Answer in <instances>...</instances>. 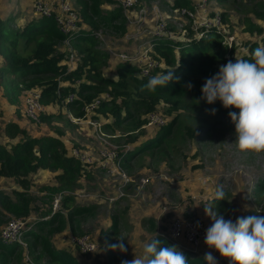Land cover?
<instances>
[{
    "label": "trees",
    "instance_id": "obj_1",
    "mask_svg": "<svg viewBox=\"0 0 264 264\" xmlns=\"http://www.w3.org/2000/svg\"><path fill=\"white\" fill-rule=\"evenodd\" d=\"M69 1L80 20L88 26L87 30H78L68 38L74 54L79 59V63L73 68H70L66 62L65 53L68 55V52L58 48V42L63 35L56 28L52 18L34 17L18 23L15 28L11 27L14 22L7 23L9 18L0 19V34L2 27H8L7 39L3 44L0 43L1 95L3 97L5 95V100L10 105L14 104L13 112L16 115H19V112L22 115L19 107L17 105L15 107V99H19L17 94H23L27 89L40 91V102L44 111L39 114L38 122L27 119L36 125L59 120L61 114L55 111L58 103L66 109V114H72L71 119L80 118L84 113V105L92 103L104 91L109 92L112 98H109L110 100L105 98V101L96 99L97 103L92 107L93 111L111 118V122L105 120L104 127L114 128L128 121L133 117L130 108L138 109L146 115L147 112H154L159 103H163L162 109L164 108L166 114L170 116L168 122L157 127L158 130L153 136L145 138L140 143H132L139 132L126 136L125 139L132 145L131 148L117 152L120 167L129 171L132 157L149 150H152L150 154H157L159 158L162 156L167 160L169 154L164 151V146H170L168 137L175 136L183 127H186L187 133L192 136V129H188L189 127L181 122L179 109L189 110L199 105L221 111H237L233 108H223L219 101L209 105L201 99L204 81L219 70L214 67L213 62L224 61L223 56L227 47L222 43L219 30L218 32L214 29L208 30L198 38L192 37V31L189 29H186V34L180 32L175 34L172 31L173 39L156 36L152 39L153 57L163 61L164 68L158 66L147 75H136L138 69L135 66L118 62L115 65L117 74L115 81L101 75L100 67L103 63L100 59L106 56L104 52L94 51L93 47L98 44L95 31L99 27L113 28L112 24L118 20L119 26L116 30L121 35L124 33L125 15L122 9L114 0H74L73 2L76 1L75 3L78 4L77 7H74L71 0ZM144 1L148 0H138L139 3ZM102 4H109L112 8H101ZM137 6L136 3L135 7ZM170 6L174 8L186 6L190 9V2L172 0ZM252 10L256 18L264 20V0H255ZM219 13L223 21L224 14ZM246 30L249 34H257L259 41L248 42L245 51L239 54V58L251 60L252 51L257 46L264 45V31L251 21H247ZM174 49L176 55H173ZM174 63L176 64L174 79L166 86L158 88L155 94L149 93L146 89L141 90L142 85H145L152 76L170 70L175 66ZM63 83L67 85L63 86ZM131 84L134 86V91ZM189 84L191 88L187 86ZM9 87L14 92L13 95L10 94L11 96L3 90ZM69 94H74V98L66 101L65 98ZM116 99L119 100L118 103H115ZM120 111L124 114L121 115ZM145 121V117L137 122L131 121L130 131L143 127ZM67 123L73 125L70 121ZM2 128L5 139L0 142V181L7 179L12 184L8 191L0 189V215L6 211L16 218H34L32 225L36 230L25 229L22 234L23 237L28 238L25 255L30 256L32 260L37 261L44 255L48 256L47 264H71L72 254L54 248L51 237L65 228L73 233L78 232L79 223L98 206L74 202V190L80 187L81 181L85 182L93 177V163H81L70 155L59 130H56L57 135L28 136L25 129L12 120L5 122ZM39 170L50 172L52 183L36 186V195H33L29 193V189L35 184L34 176ZM128 182L121 184L125 190L129 185ZM252 193L258 197V202H261L264 208V177L253 186ZM57 194H60L58 202L61 211L58 209L51 212L52 198ZM220 203L221 201L215 203L212 199L211 204ZM158 237L162 246H171L166 239ZM37 247L39 251L35 254ZM107 248H105L106 252ZM19 250L18 244L0 240V264H6L8 257L19 261L21 259ZM184 254L189 264H206L202 259H190L189 254Z\"/></svg>",
    "mask_w": 264,
    "mask_h": 264
},
{
    "label": "rangeland",
    "instance_id": "obj_2",
    "mask_svg": "<svg viewBox=\"0 0 264 264\" xmlns=\"http://www.w3.org/2000/svg\"><path fill=\"white\" fill-rule=\"evenodd\" d=\"M72 2L74 0H71ZM172 0H148L144 1L147 5L146 14L139 21V29L141 31L152 27L157 20L164 21L170 30L175 34L181 30L190 29L187 21L180 20L176 13L172 11ZM199 0H189L190 5H194ZM32 0H0V19L9 18L7 23H13L12 28L18 23L34 18L32 8ZM76 2V1H75ZM73 2L74 7L78 4ZM210 6L215 10L224 14V20L220 34L222 43L227 49L224 54V61H214V67L219 69L222 63L228 61L235 62L239 58V54L245 51L248 42H258L257 34H249L247 32V21H251L259 25L264 31V20H260L254 16L252 6L255 0H209ZM101 8L111 9L109 4H102ZM17 14V15H15ZM16 18H14V16ZM13 16V17H12ZM18 18V20H17ZM124 29L128 22L124 16ZM135 14H130V23L134 24ZM190 24V23H189ZM87 26V24H85ZM113 28L99 27L97 35L98 44L93 47L94 51L104 52L105 57L100 61L101 75L111 80L117 79L115 65L120 61L117 53L130 50V44L124 41L122 35L116 27L119 21L112 24ZM5 27V28H4ZM1 28L0 43H4L7 39L8 27ZM192 29L194 26H192ZM88 29V26L85 30ZM195 30H192L194 33ZM195 38L198 36L195 34ZM260 43V42H259ZM58 48L64 49L62 43L58 42ZM68 52V51H67ZM73 52V62L70 67H75L79 63L78 57ZM173 50V55H176ZM66 57L67 54L65 53ZM67 62V61H66ZM132 66H136L135 62L123 61ZM164 68L163 61H160ZM1 63V60H0ZM176 67V64L174 63ZM167 67V65H166ZM137 75V74H136ZM76 84V83H75ZM67 83H63L66 86ZM133 84H131L132 91ZM4 92L13 95L12 88ZM13 92V93H11ZM2 88L0 86V95ZM10 95V96H11ZM16 105L20 111L22 109V94H17ZM2 96V95H1ZM101 97V98H100ZM99 98L95 99H111L109 92L104 91ZM109 99V100H110ZM104 100V101H105ZM119 100L116 99L115 103ZM0 104H6L5 95L0 97ZM61 103L57 104L55 111L61 114L60 119L51 121V123L34 124L25 119L19 112L16 115L13 108L3 111L0 106V142H3V124L11 119H16L28 136L40 135H57L56 130L61 132V139L65 145L75 147L84 152L83 154L93 163V177L81 181L80 187L74 190V202L78 204H96L98 205L93 213H90L84 220L79 223V231L73 233L68 228L62 232L56 233L51 237V244L56 249H63L72 254L71 264H121L122 260H132L135 256L141 255L142 243L150 238H154L156 234L165 239L169 222L178 218L184 221L199 219L205 224L211 226L212 220L205 215L204 206H215L214 210L218 216H223L225 220L231 219L233 222L238 217L250 216L255 214L264 215V208L258 197L252 193L253 186L257 181L264 177V153L254 154L252 152H241L237 149L234 136V125L228 116L229 111H221L216 109L215 114H210L212 108L197 106L191 107L189 110L179 109L180 119L183 125L192 129L193 134L190 137L186 131V127L180 129L175 136L168 137L170 146L165 147L164 151L168 153V159L159 158L157 154H150L152 150L140 153L132 157L129 162L130 169L126 171L122 168L125 175L129 178L127 189H123V196L113 202L106 200L97 202L92 197L93 194L108 193L116 194V188L121 186L122 178L116 176V171H105L98 168L96 158L99 149H107L115 146L117 151L125 148H131L132 145L125 139L126 136L135 135L136 138L132 143H140L145 138L153 136L158 128H145L140 126L134 131H130L131 121H140L146 118L138 109L130 108L133 113L132 118L124 121L122 125L114 128L104 127L105 120L111 122V118L104 117L89 108L91 103H86L83 107L84 115L80 118H70L66 114ZM163 103L157 105L154 112L160 115L166 123L170 116L166 114ZM17 109V108H16ZM54 111V112H55ZM238 111V110H237ZM22 113V111H21ZM123 115L124 112L120 111ZM138 114V115H137ZM21 120V122H20ZM67 121H70V126ZM92 122L93 125L89 124ZM99 125V131L105 135L102 140L96 135V127ZM171 136V135H169ZM133 144V145H134ZM92 158V160H91ZM82 163V162H81ZM34 185L29 189V193L36 195V186L51 184L50 172L39 170L34 176ZM12 182L10 180H1L0 189L8 191ZM217 189H222L225 193L224 199L219 205H214V193ZM84 194V196H82ZM82 196V197H81ZM228 202V204H226ZM61 211V209H59ZM166 210V211H165ZM165 211V212H164ZM164 213V214H163ZM13 215L2 212L0 215V229ZM18 219H22L18 217ZM34 218L27 221L31 223ZM32 224V223H31ZM112 228V229H111ZM30 230L34 229L32 225ZM101 231V232H100ZM82 235L88 234L96 238L98 248L92 253L82 255L74 248L69 247L62 240L63 234ZM125 237L127 251L121 253L111 250L110 246L116 243V237ZM25 246L20 245L21 259L14 261L11 257L7 258L6 264H47L48 256H41L34 261L26 254V245L28 238H23ZM172 242V243H171ZM168 241L171 246H176L181 252L189 254L190 259H203L207 251L191 249L188 243L182 239L176 241ZM108 247V248H107ZM105 248L108 251H105ZM39 251L36 248L35 254ZM218 264H228L227 259L220 257L218 252H213Z\"/></svg>",
    "mask_w": 264,
    "mask_h": 264
},
{
    "label": "built area",
    "instance_id": "obj_3",
    "mask_svg": "<svg viewBox=\"0 0 264 264\" xmlns=\"http://www.w3.org/2000/svg\"><path fill=\"white\" fill-rule=\"evenodd\" d=\"M114 2L117 6H120L128 22L125 31L122 34V38L130 44V50L134 48L132 51L123 50L122 52L117 53V58L122 62H132L133 60L136 65L135 67L138 69L136 73L137 75H147L156 67H161L162 63L153 57L154 43L152 39L156 36L173 39L174 36L170 27L164 21L157 20L152 27L141 31L139 29V21H141V17L146 14L147 5L144 2L139 3L138 0H114ZM136 3L138 4L137 7H135ZM31 8L36 17L52 18L56 28L63 35L60 43H62V46L68 51L67 63H72L73 52L68 38L78 30L86 29L87 26L80 20L78 13L71 6L70 1L32 0ZM172 11L177 14L180 20L184 21L185 19L187 21L186 23L190 27L191 31L195 30L194 33L192 32V37H194L195 34L198 37H201L206 31L211 29H214L217 32L221 29L222 20L220 13L210 6L209 0H199L194 5H190V9L186 6H182L172 9ZM132 13L135 14L134 24L130 23V14ZM191 25L194 26L193 29ZM186 32V30L180 31L181 34H186ZM98 33L99 31H95L96 37ZM225 62L220 66L224 65ZM68 66L70 67V64ZM73 98L74 94H69L65 100L71 101ZM96 103L97 100L94 99V101L89 105V108L92 109ZM21 111L26 119L38 122L39 114L44 111V107L40 102V91L38 89H27L23 91ZM83 116H85L84 113ZM145 119L146 121L143 125L145 128H157L166 122L156 113H148ZM89 124L93 125L92 122H89ZM95 130L97 137L102 140V137L105 135L102 131H99V125H97ZM117 152L116 147L112 145L107 149H99L97 151L98 157L95 159L97 166L105 171H116L117 174L115 175H119V177L122 178V182L129 181V178L120 167ZM69 153L80 162L90 164L88 163L90 162V159H87V156L84 155V152L80 151V149L69 147ZM123 189L124 188L121 185L115 189V195H110L105 192L102 194H93L92 197L97 202L104 200L113 202L123 196ZM82 196H84V194H82ZM59 198L60 194L53 196L51 202V212L59 209ZM27 220L28 219L18 218L9 219V221H7L0 229V240L5 243L12 242L18 244L19 246H25V243L22 241L24 238L22 236L23 230H28L32 226V222L28 223ZM208 227H210L208 224H205L199 219H193L187 222L175 218L169 222L164 238L169 242L182 239L188 243L191 249H194L193 251L204 250L207 252L211 251L213 253L215 251L207 248L203 242L205 231ZM62 240L68 243L80 254L92 253L98 248L96 238L88 234L69 235L65 233L62 236Z\"/></svg>",
    "mask_w": 264,
    "mask_h": 264
},
{
    "label": "clouds",
    "instance_id": "obj_4",
    "mask_svg": "<svg viewBox=\"0 0 264 264\" xmlns=\"http://www.w3.org/2000/svg\"><path fill=\"white\" fill-rule=\"evenodd\" d=\"M251 57V60L239 58L220 66L215 75L204 81L201 99L209 105L219 101L225 109L238 110L228 112L237 149L261 154L264 153V45L257 46ZM174 69L152 76L141 90L155 94L158 88L174 79ZM187 86L191 88V84ZM215 112V108L210 110V114ZM224 196V191L217 189L215 203L225 200ZM214 208L204 206L205 215L213 221L205 231V246L227 259L228 264H264V215L241 216L233 222L218 216ZM116 241L110 245L111 250L125 253V237L117 236ZM162 245L156 234L142 243L141 255H134L130 261L122 260L121 264H189L186 255L176 246ZM203 259L206 264H218L211 251Z\"/></svg>",
    "mask_w": 264,
    "mask_h": 264
},
{
    "label": "crops",
    "instance_id": "obj_5",
    "mask_svg": "<svg viewBox=\"0 0 264 264\" xmlns=\"http://www.w3.org/2000/svg\"><path fill=\"white\" fill-rule=\"evenodd\" d=\"M0 97L2 98L1 95H0ZM5 101H6V100H5ZM0 106L2 107V109L6 107L5 110H6V111L10 110V112H11V109L14 108V104H11V105H10L8 102H6V104H4L5 107H3L2 104H0ZM5 110L3 109V111H5ZM16 119H17V118H16ZM16 119L14 118V119H11V120L14 121V122H16V123H18V122L16 121ZM17 120H18V119H17ZM20 122H21V120H20Z\"/></svg>",
    "mask_w": 264,
    "mask_h": 264
}]
</instances>
